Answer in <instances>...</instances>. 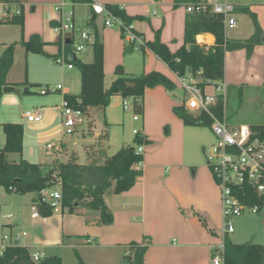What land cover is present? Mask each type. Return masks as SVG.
<instances>
[{"label": "crops", "instance_id": "obj_1", "mask_svg": "<svg viewBox=\"0 0 264 264\" xmlns=\"http://www.w3.org/2000/svg\"><path fill=\"white\" fill-rule=\"evenodd\" d=\"M60 1L21 0L22 29L17 24L19 40H27L31 34L37 33L44 42L43 48L46 43H51L53 47L48 55L54 61L60 51V43L58 35L53 36L55 34L53 32L62 16V12L55 10L54 6ZM226 1L235 9L247 7L256 16L258 25L264 31V0ZM93 2H99L105 6L123 7L121 11L129 17L141 16L142 18L134 19L131 23L145 42L152 41L158 31L160 41L166 44L171 52L183 44L184 23L190 15L185 10V4L189 2L89 0L86 3H73L69 0L64 10H73L74 22L77 26L90 27L93 30L87 23L92 19L94 21L95 29L103 43L104 80L107 76L115 77L111 75L113 68L107 61V49L112 44L117 46L118 40L111 29L112 26H105L103 20L99 21L100 16L92 13L91 3ZM236 14L249 18L245 13L234 12L235 18ZM236 21L237 25L233 29L238 27L237 18ZM241 22L246 23L244 33L240 32L234 36L233 41H243L253 31L252 21V31L246 19H242ZM248 31H250L249 35ZM225 35L228 38L226 31ZM199 36L202 38L199 39ZM195 38L197 43L207 47L215 44L214 35L211 33H201ZM131 46L133 47L132 44ZM4 48L1 49L0 54ZM83 51L79 53L81 56L77 55V57L83 62H89L91 58L84 60ZM139 51L143 54L145 65L143 72L156 70L170 80H174L173 71L146 45ZM123 57L121 61L123 71L128 72L131 69L128 68L124 55ZM224 61V77L221 81L225 85L226 115L230 88H236L240 102L244 91L248 88L264 89V45L256 44L249 57L243 48L226 51ZM62 67L66 69V72L62 74V90L55 91L59 98L52 100L53 104L45 107L49 112L43 120L41 119L42 122L40 120L37 124H33L28 121L34 129H42L51 121L55 125L59 111L57 101L62 100L64 94L78 95L80 92V88L73 92L69 84V81L73 82L76 79L80 83L79 70L75 65L71 68L66 65ZM73 69H77V75L72 73ZM27 89L24 92H27ZM206 90L212 91L211 87H207ZM114 97L119 96L114 95L111 98ZM13 98L10 100L15 102ZM174 100L162 85L145 88L142 100L143 111L136 120L140 121L141 136L148 142V145L142 147L143 159L138 166L141 174L128 190L120 194L105 193L104 203L111 215V222H101L100 210L91 209L85 204H78L73 212H68L64 208L49 216L34 218L31 217V207L36 206L35 194L9 192L8 195L0 197V209L7 211L0 216V231L3 232L6 229L11 233H19V228L22 229L26 235L20 239L19 245L26 247L30 252H41L44 256L58 255L62 259V264H78L76 253L86 264H129L125 256L128 245L132 241L144 242L147 245L143 264H213L212 254L223 241L219 189L207 164L205 165L198 153L197 144L201 138L194 127L196 125H185L182 119L174 114L172 108L178 105ZM15 107L16 104L13 108ZM23 109L24 106L21 109V116L25 118ZM35 109L42 110V107ZM98 111H100L98 108H89V114L86 115L91 121L88 130L91 141L80 151L71 149L67 152V159L70 154H74L77 162L84 163L87 153L97 148L98 138L104 133L107 134L106 126L116 121L107 109L103 120L99 121L101 128L98 129L94 121ZM3 119L0 118V121H4ZM151 121L157 122L156 125L159 127L166 126L167 129H153ZM2 123L0 122V126ZM253 124H263V122L251 123ZM25 140L28 138L24 136L23 126V145ZM2 141L0 148L4 145V133ZM105 141V139L101 140L103 149ZM58 144L61 147L59 153L67 150L65 143ZM11 154L17 155V159L12 161L19 159L17 153H8L7 159ZM28 155H23L22 151V157L28 158ZM54 158L59 159L57 156L47 157L42 163ZM261 199L260 210L255 214L256 217L238 216L236 227L241 230V233H237L233 226V231L227 234L232 242L251 241L264 247V190L261 192ZM2 217H5L8 222H2Z\"/></svg>", "mask_w": 264, "mask_h": 264}, {"label": "trees", "instance_id": "obj_2", "mask_svg": "<svg viewBox=\"0 0 264 264\" xmlns=\"http://www.w3.org/2000/svg\"><path fill=\"white\" fill-rule=\"evenodd\" d=\"M18 0H0V2H17ZM73 3H86L89 0H71ZM179 2H193L196 0H174ZM113 13L119 15L126 23H131L141 16L129 17L124 11H119L117 6H107ZM22 9V7H21ZM23 10V9H22ZM234 12L245 13L253 24L252 33L243 41H233L226 38L225 28L221 19L214 15L190 14L184 23L183 44L171 52L166 44L160 41L159 32L156 31L152 41H146L145 45L161 60L171 71L178 74L185 72H200L204 79L214 81L224 77V58L226 51L245 49L249 57L256 44L264 45V31L258 25L256 16L247 7L236 8ZM23 27V11L9 20ZM88 26L94 31V41L90 45L92 50L91 60L83 62L78 57L72 59L73 64L80 73V92L78 95L64 94L65 99L72 107L81 108L86 115L89 108L104 110L110 102V98L119 95L122 98L131 97L135 113L143 111V94L145 88L162 85L166 90H172L174 83L163 73L152 70L132 76L126 74L121 66L115 70V77L107 88H104L103 72V43L97 33L93 19ZM211 33L214 35L215 44L207 47L196 41V35ZM26 53L45 54L44 42L37 33L31 34L27 40H20ZM13 61V45H7L0 54V100L2 87L8 83L5 80L7 71ZM40 86V84H31ZM28 92V89H27ZM174 114L182 119L185 125H208L209 120L198 122L200 115H193L185 111L181 106L174 105ZM217 113L221 108L217 107ZM251 129L264 138V124L250 125ZM2 131L5 136L4 145L0 148V187L7 192L17 194L34 193V202L42 216L51 215L49 204L41 200V190L52 187L55 177L61 182L62 206L68 212H73L78 204H85L91 209L100 210L101 222H111V215L104 203L105 193L120 194L132 187L141 174L134 165L143 159L142 153L137 148L125 146L115 153L108 155L101 140L107 139V134H102L96 142L97 148L87 153L84 163L77 162L74 154H70L64 162L52 159L44 163H33L22 157L23 151V125L21 123H2ZM134 141L138 144L147 142L142 136L135 135ZM8 153H17V161H9ZM247 195L241 199L249 204L258 203L261 206L262 199L256 193L245 188ZM147 245L144 242H130L127 248L126 261L129 264H143L144 253ZM78 264H86L76 253ZM223 264H263L264 247L251 241L235 243L227 234L223 237ZM0 264H62L58 255L44 256L39 261L31 259V252L24 246L14 245L5 248L0 255Z\"/></svg>", "mask_w": 264, "mask_h": 264}, {"label": "built area", "instance_id": "obj_3", "mask_svg": "<svg viewBox=\"0 0 264 264\" xmlns=\"http://www.w3.org/2000/svg\"><path fill=\"white\" fill-rule=\"evenodd\" d=\"M69 0H61L54 9L62 12L59 23L54 27L57 32L60 51L55 57V62L66 65L68 68L73 67L72 59L83 51L86 46L91 45L94 41V32L90 27H79L74 22L73 10H64V6ZM21 0L17 2H0V21L11 19L15 15L22 13ZM92 13L103 16L105 26L116 25L122 32L124 39L133 45L135 49H142L145 41L139 35L132 23H126L119 15L113 13L107 6L99 3H91ZM123 7H118L121 11ZM185 10L189 14L214 15L218 16L224 28H235L237 25L234 16L235 7L226 0H196L185 4ZM77 37V42L75 38ZM70 38L68 43L66 39ZM174 88L168 90V93L174 97V91L181 90L182 95L176 98L178 106L193 115H200L198 122L209 120L208 126L215 136V141L209 149L202 148L206 164L211 172L212 178L219 189L220 206L222 214V235L233 231L232 218L242 215L245 211L256 214L260 210L258 203L249 204L241 198L247 195L245 188L253 190L257 197H261L264 190V138L253 131L250 125L238 124L229 125L225 115V85L219 81L204 79L200 72L195 74L185 72L178 74L173 71ZM211 87L212 91L206 90ZM62 90L61 83L53 87L48 84L40 88V93L44 94L49 91ZM127 102L123 101V107L126 108ZM217 107L221 108V113H217ZM61 113L63 134H73L75 127L82 124L86 114L79 107L69 105L65 97L62 98L58 106ZM23 116L27 121L38 122L42 119L40 109L27 110ZM133 120H138V114L133 115ZM135 135L141 136L138 129H133ZM46 153L59 152L60 144L46 145ZM208 151V153H207ZM137 152H142V145L137 147ZM140 162L134 167L138 169ZM61 182L55 177L52 187L41 190V200L47 202L53 213L60 212L62 206ZM42 216L37 206L31 207V217ZM44 217V216H43ZM26 235L25 231L21 233H11L3 231L0 233V255L5 248L19 245L20 239ZM223 241L212 254L213 264H223ZM44 257L41 252H31V259L39 261Z\"/></svg>", "mask_w": 264, "mask_h": 264}, {"label": "rangeland", "instance_id": "obj_4", "mask_svg": "<svg viewBox=\"0 0 264 264\" xmlns=\"http://www.w3.org/2000/svg\"><path fill=\"white\" fill-rule=\"evenodd\" d=\"M236 18L238 19V27L236 29L225 27V31L227 32L229 40H234L232 38L240 34V32L244 33L246 23L243 24L241 22L242 19H246V21H248L247 25H249V28H251V30H249L252 31L251 20L249 18H246L241 14H236ZM103 19V16H100L99 21ZM111 29L114 31L118 40L117 46L112 44L109 45V48L107 49V61H109V64L112 65L113 68L111 75L115 76V70L118 66H121L123 69V63L121 62L124 58L123 55L125 56V62L128 68L131 69L128 70V72H125L126 74L135 76L142 73L143 67L145 66L143 54H141L139 50L134 49L131 44L124 39L122 32L116 25L112 26ZM250 31H248V35L250 34ZM50 33H55L53 36L57 35L56 31ZM19 39V26L17 24L10 22L0 23V51L7 45H13V61L6 73L5 80L6 82L12 83V85H14L20 91V94H2L0 100V118H4V121L0 122L23 124L24 136L28 138V140L24 141L23 155L29 154L28 158L23 156L25 159L33 163H42L47 157L57 156L60 161L64 162L67 159V152H69L71 149H78L80 151L83 146L91 141V135L88 133L89 123L91 121L89 117L85 116L83 123L75 127L73 134H64L65 136H63L62 134L64 132V127L62 125L60 111L57 112V120L55 122L56 126L54 125L53 121H51L48 126L42 129H34V126L29 124L28 121L21 116L22 106H24L23 111L33 110L36 107H42V120L44 119L46 113L49 112V110L45 109V107L49 106V104L52 105V100L58 99L59 97L58 93H55V91H49L42 94L40 93V88L46 84H48L50 87H53L57 83H63L62 74L66 72V69H63L61 64L56 63L54 59L48 55V52L51 51L53 47L51 43H46V46L43 48V51L46 54L26 53ZM75 42H77V37L75 38ZM80 54H78V56H81ZM82 55L84 56V60H90L92 55L91 46L87 47L82 52ZM116 60L119 61L114 63ZM72 73L77 75V69H73ZM111 78L109 76L105 78L104 88L108 87L109 82H111ZM31 84H40V86ZM69 84L73 92L74 90L78 91L80 88L78 79L73 82L69 81ZM25 88H28V92H23ZM174 92V97L172 96L173 100L181 97V90L177 89ZM13 97L15 98V102L10 100ZM227 99L228 107L226 110V118L229 125H251V123L262 122L264 124L263 88H248L246 91H244L242 101L240 102L236 88L232 87L228 90ZM110 100L111 103L109 102L110 104H108L107 108L104 110L100 109V111L96 112V117L99 121L103 120L105 111L107 109L111 112V115L113 118L115 117L116 120L115 122L109 123L106 126L105 130L108 134V138L105 141V152L108 155H111L121 147L132 146L137 148L138 144L134 141L135 134L132 132V130H140V121L133 120L132 116L134 114H138L140 117V113L134 112L132 98L127 97V99H124L119 96L110 98ZM124 100L127 102L126 108L123 107ZM60 102L61 100L57 101L56 104H60ZM15 104L16 107L13 108ZM13 119H15V121H13ZM31 123L37 124L38 122ZM156 123L157 122L151 121L153 129H167L166 126L159 127L156 125ZM92 125L90 124L91 127ZM194 127H196L195 129H197L198 135L201 138L199 144H197V150L200 158H202V161L206 165V158L202 150V146L208 150L210 145L215 141V136L208 125H196ZM2 140L3 131L0 126V146L2 145ZM62 142L66 145V151H62L60 153L58 152L56 154L51 153L52 155L46 153L45 148L47 143L58 144ZM140 145L145 147L148 145V142H143ZM12 159L16 160L17 155H9L8 160L12 161ZM80 160L82 161V158H80ZM8 194L9 192H6L4 188L0 187V197L6 196ZM26 196L28 197L29 195ZM5 212H7L5 209H0V216ZM242 216L256 217L255 214H252L249 211H245L241 217ZM237 218L239 217H233L232 223L236 229V232L241 233V230L236 227ZM2 222L8 221L5 217H2ZM4 231L6 232L7 230L4 229ZM21 232L22 229L19 228V233ZM230 236L232 237V234Z\"/></svg>", "mask_w": 264, "mask_h": 264}, {"label": "water", "instance_id": "obj_5", "mask_svg": "<svg viewBox=\"0 0 264 264\" xmlns=\"http://www.w3.org/2000/svg\"><path fill=\"white\" fill-rule=\"evenodd\" d=\"M71 39L70 38H67L66 39V42H70ZM26 91V88L23 90V92ZM2 92L3 93H15V94H20V91L14 86V85H5L2 87ZM94 121H95V124H96V127L98 129L101 128V125H100V122L99 120L97 119L96 115L94 117Z\"/></svg>", "mask_w": 264, "mask_h": 264}, {"label": "bare ground", "instance_id": "obj_6", "mask_svg": "<svg viewBox=\"0 0 264 264\" xmlns=\"http://www.w3.org/2000/svg\"><path fill=\"white\" fill-rule=\"evenodd\" d=\"M202 37L201 36H199V39H201Z\"/></svg>", "mask_w": 264, "mask_h": 264}]
</instances>
